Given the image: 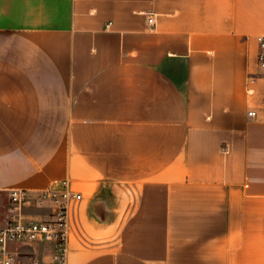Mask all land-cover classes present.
Instances as JSON below:
<instances>
[{
	"label": "crops",
	"instance_id": "1",
	"mask_svg": "<svg viewBox=\"0 0 264 264\" xmlns=\"http://www.w3.org/2000/svg\"><path fill=\"white\" fill-rule=\"evenodd\" d=\"M260 35L264 0H0V219L67 180L66 264H264Z\"/></svg>",
	"mask_w": 264,
	"mask_h": 264
},
{
	"label": "built area",
	"instance_id": "2",
	"mask_svg": "<svg viewBox=\"0 0 264 264\" xmlns=\"http://www.w3.org/2000/svg\"><path fill=\"white\" fill-rule=\"evenodd\" d=\"M257 43V64L264 71V35L257 37ZM7 198L8 214L0 219V264H66L69 206L81 194L60 180L38 192L10 189ZM48 243L53 246L45 252Z\"/></svg>",
	"mask_w": 264,
	"mask_h": 264
}]
</instances>
